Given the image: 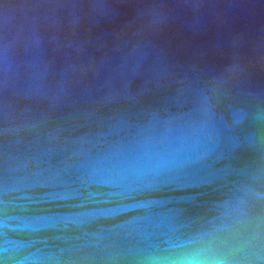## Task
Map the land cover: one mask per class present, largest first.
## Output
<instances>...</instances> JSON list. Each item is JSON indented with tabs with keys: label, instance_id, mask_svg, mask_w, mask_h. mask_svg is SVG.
<instances>
[{
	"label": "water",
	"instance_id": "obj_1",
	"mask_svg": "<svg viewBox=\"0 0 264 264\" xmlns=\"http://www.w3.org/2000/svg\"><path fill=\"white\" fill-rule=\"evenodd\" d=\"M0 264H264V0H0Z\"/></svg>",
	"mask_w": 264,
	"mask_h": 264
},
{
	"label": "clouds",
	"instance_id": "obj_2",
	"mask_svg": "<svg viewBox=\"0 0 264 264\" xmlns=\"http://www.w3.org/2000/svg\"><path fill=\"white\" fill-rule=\"evenodd\" d=\"M5 250V252H7L8 251V249L7 248H5L4 249ZM13 254L12 253H9V256L11 257Z\"/></svg>",
	"mask_w": 264,
	"mask_h": 264
}]
</instances>
